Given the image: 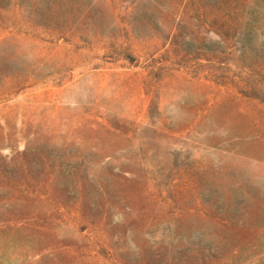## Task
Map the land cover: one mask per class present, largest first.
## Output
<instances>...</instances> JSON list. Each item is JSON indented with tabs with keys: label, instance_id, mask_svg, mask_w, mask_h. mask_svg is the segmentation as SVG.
<instances>
[{
	"label": "rangeland",
	"instance_id": "1",
	"mask_svg": "<svg viewBox=\"0 0 264 264\" xmlns=\"http://www.w3.org/2000/svg\"><path fill=\"white\" fill-rule=\"evenodd\" d=\"M0 264H264V0H0Z\"/></svg>",
	"mask_w": 264,
	"mask_h": 264
}]
</instances>
